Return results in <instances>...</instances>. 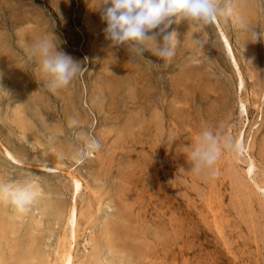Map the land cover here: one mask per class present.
Returning <instances> with one entry per match:
<instances>
[{
    "label": "rangeland",
    "instance_id": "obj_1",
    "mask_svg": "<svg viewBox=\"0 0 264 264\" xmlns=\"http://www.w3.org/2000/svg\"><path fill=\"white\" fill-rule=\"evenodd\" d=\"M100 3L0 0V184L38 190L0 200V264H264V0L173 23L170 61L110 47ZM43 39L86 69L54 92ZM205 129L234 148L194 171Z\"/></svg>",
    "mask_w": 264,
    "mask_h": 264
},
{
    "label": "clouds",
    "instance_id": "obj_2",
    "mask_svg": "<svg viewBox=\"0 0 264 264\" xmlns=\"http://www.w3.org/2000/svg\"><path fill=\"white\" fill-rule=\"evenodd\" d=\"M101 0L99 10L106 22L104 32L110 47L119 49L129 45L138 55L144 57L147 45H156L155 54L165 61L175 55L174 40L176 33H167L173 23L187 21L203 29L217 21L220 15H231L230 0ZM158 31H154L157 30ZM240 29L251 31L241 22ZM255 40H264L260 33L254 34ZM195 43L203 47L199 39ZM32 55L40 59L41 71L47 77V87L56 91L67 87L78 73L86 69L79 62L59 51L58 47L47 39L39 41L32 49ZM151 62V61H150ZM0 91H3L0 89ZM78 121L73 119L71 125ZM101 147L94 137L88 140V150L95 151ZM188 159L194 171L211 168L221 155L223 148H234L231 138H224L218 131L205 129L200 134L196 146L185 145ZM82 157L83 153H77ZM38 196L36 185L29 181L23 185L0 184V200L8 201L19 214H27L32 210Z\"/></svg>",
    "mask_w": 264,
    "mask_h": 264
},
{
    "label": "bare ground",
    "instance_id": "obj_3",
    "mask_svg": "<svg viewBox=\"0 0 264 264\" xmlns=\"http://www.w3.org/2000/svg\"><path fill=\"white\" fill-rule=\"evenodd\" d=\"M69 258V257H68ZM67 258V260H66V264H70V261H69V259Z\"/></svg>",
    "mask_w": 264,
    "mask_h": 264
}]
</instances>
